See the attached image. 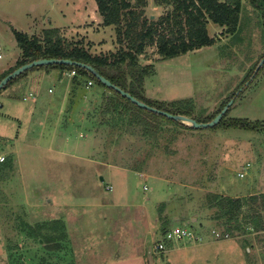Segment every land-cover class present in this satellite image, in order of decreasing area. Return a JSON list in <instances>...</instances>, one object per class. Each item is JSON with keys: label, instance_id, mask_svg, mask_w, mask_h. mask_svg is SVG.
<instances>
[{"label": "rangeland", "instance_id": "rangeland-1", "mask_svg": "<svg viewBox=\"0 0 264 264\" xmlns=\"http://www.w3.org/2000/svg\"><path fill=\"white\" fill-rule=\"evenodd\" d=\"M146 1L151 18L170 9ZM239 17L234 32L207 21L214 43L184 54L161 58L148 46L138 56L141 65L153 64L144 94L163 102L188 98L197 118L232 99L224 119L264 121V64L245 81L264 53V26L248 0ZM51 27L92 54L119 47L95 0H0V68L21 56L12 29L41 37ZM66 71L34 66L0 89V165L8 164L0 172V264H264V229L248 226L247 206L239 214L243 229L223 234L210 195L264 191V131L116 116L104 108L111 91L95 82L84 79L75 94L71 82L64 92L63 81L74 76ZM18 102L35 106L33 116ZM237 188L248 194L237 196ZM54 219L67 234L57 251L30 232L46 223L49 231ZM174 227L194 236L167 239ZM111 234L120 240L110 247Z\"/></svg>", "mask_w": 264, "mask_h": 264}, {"label": "trees", "instance_id": "trees-1", "mask_svg": "<svg viewBox=\"0 0 264 264\" xmlns=\"http://www.w3.org/2000/svg\"><path fill=\"white\" fill-rule=\"evenodd\" d=\"M95 1L102 17V24L105 26L114 25L119 44L115 52L92 54L80 43L70 44L67 42L60 35L59 29L55 27L45 28L41 37L12 29L16 43L20 48L21 56L14 66L0 74V80L16 67L32 60L40 58H68L92 65L100 74L137 99L173 114H183L194 118L198 122H207L223 108L227 102L214 114L197 118L192 114V101L188 98L163 102L146 97L144 95L143 82L144 78L152 73L153 64L141 65L138 56L144 53L148 46L152 45L156 46V51L161 58L173 57L211 45L214 43V38L208 34L207 21L210 20L215 24L226 27L227 32H234L237 30L240 20L241 0H154L158 5L165 4L170 6V9L166 10L165 14L158 18H151L145 15L146 0ZM248 1L259 13L261 23L264 26V0ZM263 56L264 53L260 56V59ZM260 59L257 63H259ZM47 66L58 67L61 70L75 69L77 73L72 77L73 94H75L76 88L78 89L82 81H88L89 79L95 82L98 87L111 91V95L106 98L104 104V108L108 113L116 116L119 114L124 116L126 113H130V120L135 121H138L137 118L142 116L144 123L145 120L149 119L148 117L155 120L164 119L192 128L164 115L138 107L119 92L97 80L84 68L57 63L47 64ZM255 68L253 67L250 70L245 81L249 79ZM26 71L10 79L2 88L13 83ZM234 95L232 94L231 97ZM226 112L213 127L221 125L223 128L264 131V121H251L245 118L233 117L224 119ZM7 165H0V172ZM210 195H212L211 202L217 208L213 217L217 220H224L225 233L223 234L243 229L241 223H239V214L245 206H247L248 210L244 218L250 219L248 226L254 230L264 229V192L242 197ZM48 224H50L48 227L50 232L46 229L47 223L43 226L38 225L36 228L30 226V232L31 234H39L41 237L38 241L43 242L48 250L57 251L62 247L60 240L67 237L66 230L60 220L54 219ZM59 228L60 233L57 232Z\"/></svg>", "mask_w": 264, "mask_h": 264}, {"label": "water", "instance_id": "water-1", "mask_svg": "<svg viewBox=\"0 0 264 264\" xmlns=\"http://www.w3.org/2000/svg\"><path fill=\"white\" fill-rule=\"evenodd\" d=\"M53 63L68 64V65L78 66V67L84 68L90 74H92L97 80H99L100 82L105 84L107 87L112 88L113 90L119 92L122 96H124L127 99H129L132 103H134L138 107L144 108V109L149 110L151 112H155V113L164 115L167 118H170V119H172L174 121L181 122L183 124H187V125H189L190 127H193V128H202V127H212V126H214L222 118L223 114L226 112L228 107L233 102L232 99L229 100L223 106V108L211 120H209L207 122H198L197 120H195L194 118H192L190 116H186V115H183V114H173V113H170V112H168L166 110L158 109V108H156L154 106H151V105H149V104L137 99L136 97H134L129 92H127L124 89H122L121 87H119V86L115 85L114 83H112L109 79H107L105 76L100 74L99 71H97L92 65L87 64V63H83V62H79V61H76V60L68 59V58H40V59L32 60L30 62H26V63L16 67L15 69H13L11 72L7 73L0 80V89L10 79H12L13 77H16L17 75H19L20 73H22L23 71H25V70H27V69H29L31 67L39 66V65L53 64ZM263 63H264V56L260 59V61L257 64L255 70H258L259 67Z\"/></svg>", "mask_w": 264, "mask_h": 264}, {"label": "crops", "instance_id": "crops-1", "mask_svg": "<svg viewBox=\"0 0 264 264\" xmlns=\"http://www.w3.org/2000/svg\"><path fill=\"white\" fill-rule=\"evenodd\" d=\"M16 29V28H15ZM18 30V29H17ZM12 34H13V32H12ZM0 49H1V47H0ZM19 53H20V51H19ZM20 58V56H19V54L17 55V57L15 58V60H14V62L13 63H11V64H9V65H6V66H3L2 68H0V73H3L4 71H6L8 68H10L11 66H13L14 65V63L15 62H17V60ZM66 73H68L67 71H66ZM68 74H70V73H68ZM24 79H28V78H30V74L28 73L27 75H25L24 77H23ZM22 78V79H23ZM35 80V79H34ZM63 79H59V81H62ZM71 82H72V76L70 77V79H69V81H67V82H64L63 81V85L65 86L64 87V89H63V91L64 92H67V94H68V91H69V88H70V85H71ZM28 85L29 86H32V81L30 80V82L28 83ZM13 86V85H12ZM4 93V95L6 96V97H10V98H19V97H16V96H14L13 94H11V95H9V93H7V91L6 92H3ZM31 93V94H30ZM30 96L28 97L29 99L30 98H32V100L35 102L36 100H35V98L37 97V91L36 90H31L30 89V91H29V93H28ZM145 95V94H144ZM146 97H148L147 95H145ZM66 98H67V95H66ZM148 98H151V97H148ZM153 99V98H152ZM24 100V99H23ZM27 100V99H26ZM16 105H17V109H20V110H23L24 108H27V109H29V110H32V112H31V117L33 116V111L35 110V106H28V107H26V106H23L22 104H21V102H18V103H16ZM13 118V117H12ZM185 125H187V124H185ZM187 126H189V125H187ZM193 128V127H192ZM246 166L248 167L249 166V162H247L246 163ZM246 168V167H245ZM245 172L246 171H243V172H239L238 174H239V176H244L245 175ZM240 174H242V175H240ZM242 188H237L236 190H235V192H239V193H237V196L238 195H247L248 193L247 192H244V193H242ZM264 192V191H263ZM262 192V193H263ZM112 204H115V203H112ZM142 212L144 213V217L145 218H148L150 215H149V213H148V208H144L143 207V210H142ZM132 217V221H134V220H137V218H136V216L134 217V216H131ZM141 220V219H140ZM148 221H149V218H148ZM152 225V224H151ZM150 225V226H151ZM68 234L71 236L72 234H73V231H68ZM146 234H150V229H148L147 228V230H146ZM145 234V235H146ZM71 237H74L73 235L71 236ZM111 237V239H109L110 241H108L109 243L111 242V244H109V246L111 247L112 245H113V243L114 242H116V241H119L120 240V238H118V236H117V238L116 237H114V235L113 234H111V236H109V238ZM143 237H145V236H143ZM122 240V239H121ZM125 240L127 241L128 240V238H125ZM125 241V243H127Z\"/></svg>", "mask_w": 264, "mask_h": 264}, {"label": "built area", "instance_id": "built-area-1", "mask_svg": "<svg viewBox=\"0 0 264 264\" xmlns=\"http://www.w3.org/2000/svg\"><path fill=\"white\" fill-rule=\"evenodd\" d=\"M76 71L75 69H72L70 71V74L72 75H76ZM93 81L91 79L88 80V84H92ZM31 94V93H30ZM4 160V156L0 157V161ZM242 175V174H240ZM217 234V233H216ZM165 236L167 239H183V238H190L193 237L194 235L192 234L191 230L185 227H174V228H170L168 230H166ZM164 248V244L162 242H159L157 244V249L161 250Z\"/></svg>", "mask_w": 264, "mask_h": 264}]
</instances>
